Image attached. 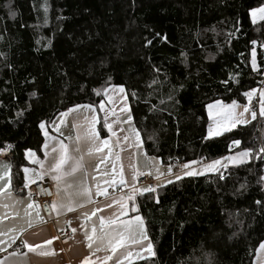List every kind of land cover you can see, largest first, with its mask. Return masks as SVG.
<instances>
[{"label":"trees","instance_id":"1","mask_svg":"<svg viewBox=\"0 0 264 264\" xmlns=\"http://www.w3.org/2000/svg\"><path fill=\"white\" fill-rule=\"evenodd\" d=\"M262 6L0 0V151H7L13 191L23 188L25 151L41 156V124L73 106L97 105L108 86H120L148 157L171 165L206 163L236 149L251 155L245 164L182 176L138 196L155 255L130 264H253L264 241L256 153L264 148V116L209 138L206 108L245 104V93L264 78V20L251 19Z\"/></svg>","mask_w":264,"mask_h":264},{"label":"crops","instance_id":"2","mask_svg":"<svg viewBox=\"0 0 264 264\" xmlns=\"http://www.w3.org/2000/svg\"><path fill=\"white\" fill-rule=\"evenodd\" d=\"M252 12L253 10L251 15ZM258 21L261 20L257 18L255 22ZM121 88L120 86H108L103 91L102 100L97 105H76L77 107L73 106V109L58 114L48 127L44 126L41 129L43 136L41 156H38L33 150L25 151L24 157L27 165L22 172L23 188L21 192H14L10 183L9 187L0 194V249H3L0 250V262H3V264H84L87 258L90 264H102L103 257L111 254L112 259L107 264H117L120 260H123V264H130L152 256L144 251L148 243H150L148 239L143 240L140 244H133L129 241L125 247L118 248L114 254L107 251H96L97 248L106 249V243L96 240L90 249L86 240V235L91 234L93 227L99 229L100 217L109 216L118 217L117 224L106 229L112 232L114 237L118 238V232L123 230L119 223L121 221H132V232L138 237L140 230L134 221L136 216H140L137 198L146 193L141 190L147 187L137 188L133 175L136 174L137 177L140 174H147L155 181L156 187L159 188L168 184L175 174H178L177 172L181 170H179V164H163L159 159L148 157L145 154L140 134L139 142H137L136 135L132 132L134 128L139 133L133 120L131 119V122H128V117L131 114L125 90L121 92L119 90ZM232 104L226 105L221 102H214L209 104L214 106L211 109H209V105L207 106L206 112L209 121L207 135L209 138L226 132L224 127L230 130L237 125L247 124L253 119L250 112H244L245 107L243 105L236 104L237 107L231 108ZM85 105L91 107V110L88 111V109L83 107ZM101 105H103V108H101ZM92 106L99 112V119ZM210 111L212 113L211 118L209 115ZM229 111L232 112L234 117L245 120L246 123H236L235 126H231L225 122V117ZM85 112H88L87 116H83ZM241 113H243V116H241ZM93 115L96 117L95 129L99 133L101 140H108L109 147L112 148V155L103 163H101V159L108 155L107 148L100 153L85 155L83 166L87 176H85L84 171H78L73 176L66 178L65 183L73 185L72 188L68 189V193L71 194L70 198L73 205L76 206L74 211L68 212L65 208L59 207V205L67 204L69 196L64 191H61L59 196L56 195V182L52 179V173L48 171L57 156V153L53 152L52 149L58 147L61 142L69 145L70 149H74L76 143L69 140L68 137L75 136L77 132L82 134ZM217 121L222 123L218 124ZM105 122L111 125V130L104 126ZM99 123L104 134L99 132ZM74 125L77 127H74ZM217 132L219 134H216ZM125 137H128V139L125 140ZM46 145L47 147H45ZM86 148V143L81 141V153L85 152ZM28 152L34 153L35 156L29 157L27 155ZM79 154L72 152V155ZM116 154H119L120 157L118 161L116 160ZM97 164H99L98 170H96ZM114 165L117 170L115 174L117 183L114 185L106 184L105 181L113 179L112 169ZM121 166L125 181L123 185L118 182ZM204 166L206 165L197 163L193 165L192 163L187 169L181 171L186 172ZM169 167L172 169L171 174L168 172ZM25 168L29 169L27 174L29 177L35 178L37 173H42V178L35 179L34 183L26 182ZM4 173H8V175H5L4 179L0 180V188L8 183L10 176V165L6 160V155H1L0 174ZM158 176L159 178H157ZM37 182H45L50 185L53 193L52 201H56L57 209H52L51 201L48 209L45 210L39 205L33 195H29V188ZM26 183L27 187H25ZM97 184L104 191V194H96ZM84 185H87L91 190L92 203H88V197L78 194ZM133 187L139 191L134 192ZM9 192H11V195H9ZM129 194L132 195V199H125L124 214L121 215V208L117 202L120 201L121 197L126 198ZM29 204H33V207L28 208ZM80 204H83V207H78ZM108 205L111 206L108 207ZM37 206H39V216H37ZM133 208L136 210L133 211ZM66 231L70 234L64 238L63 235ZM144 231L147 236L145 225ZM23 241H27L33 250L30 251L29 248L24 247ZM48 241H51V243H48ZM129 251L132 252V256L125 259ZM13 252H16L17 255H11ZM137 252L140 253L139 256L136 255Z\"/></svg>","mask_w":264,"mask_h":264},{"label":"snow or ice","instance_id":"3","mask_svg":"<svg viewBox=\"0 0 264 264\" xmlns=\"http://www.w3.org/2000/svg\"><path fill=\"white\" fill-rule=\"evenodd\" d=\"M252 17H253V21L255 22V20L258 18L260 20H264V7H261L259 9H255L252 12ZM147 43H151V41H147ZM121 92L124 91L123 88L119 89ZM246 96H248L251 99V93H245ZM85 108H89V106L85 105L83 106ZM209 109H211L212 107H214L213 105H209L208 106ZM237 107L235 101H233V104L231 105V108H235ZM101 108H103V105H101ZM89 110H91L89 108ZM244 112H249V109L247 107L244 108ZM66 115V114H65ZM210 118L212 116V113L210 111L209 113ZM260 115L264 116V92L261 93V111H260ZM241 116H243V113H241ZM252 117L253 119H255L256 117V113L253 111L252 112ZM131 116L129 115L128 117V122H131ZM87 120V118H86ZM225 122L229 123L231 126H235L236 123H246L245 120L236 118L233 116L232 112L229 111L228 115L225 117ZM218 124H221V121H217ZM95 124H96V117L93 115L91 120L88 121L87 124V128L85 129V131L81 134L79 132L76 133L75 136H69L68 139L72 140L76 143V147L74 149H70L69 145L64 144L63 142H61L59 144L58 147H54L52 149L53 152L57 153V156L54 160V163L50 166V168L48 169V171L50 173H52V179L56 182V195L59 196L61 191H64L66 195L69 196V201L67 204H61L59 205V207L65 208L66 211L68 212H72L75 210V207L73 205V202L70 198L71 194L68 193V189L72 188L73 185L70 183H65L66 178L73 176L75 173H77L78 171H84L85 176H87V172L84 170V166H83V160H84V156L85 155H93L95 153H100L102 152L105 148L108 149V155L104 156L101 159V163H103L104 161L108 160L111 155H112V148L109 147V142L108 140L104 139L101 140L99 133L96 131L95 129ZM105 127L109 128V130H111V125H109L107 122H105ZM41 128H44V125L41 124L40 125ZM74 127H77L76 125H74ZM224 130L227 131L228 128L224 127ZM210 135L211 133V127H210ZM132 132L135 133L136 138H137V142H139V133L136 132V130L133 128ZM216 134H219V132H217ZM128 137H125V140H127ZM84 141L87 145L86 151L81 153V149H80V142ZM235 143H239V141H236ZM47 147V145L45 146ZM261 151H264V148L261 149ZM72 152H76V153H80L79 155H72ZM27 155L29 157H34L35 154L32 152H28ZM240 156L243 157H247L249 155V152L245 151L239 154ZM120 159L119 154H116V160L118 161ZM34 162H38V161H34ZM192 163H197V161H192ZM219 161H215L214 164H219ZM181 169H187L189 167L188 164H183L180 166ZM214 167V165H209V168ZM99 169V164L96 165V170ZM25 172V181L26 182H35V179H40L42 178V173H37L35 178H31L29 177L27 174L29 173V169L25 168L24 169ZM112 172L114 174L113 179L105 181L106 184H111L114 185L115 183H117V180L115 179V174L117 172L116 170V166H113ZM169 174H171L172 169L171 167H169L168 169ZM197 173H194L192 171H186L183 172V175L185 176H192L195 175ZM5 175H8V173H4V174H0V180H3ZM159 178V176L157 177ZM182 176L181 175H177L176 179L179 180L181 179ZM93 179H95V177H93ZM136 179V174L133 175V180ZM119 184L123 185L125 183L124 179H123V175H122V166H121V173L119 175ZM172 181H169V183H171ZM11 183L10 180V176L8 179V183L4 185V187L0 188V194H2L5 189H7L9 187ZM25 187H27V183L25 184ZM97 187V195H102L104 194V191H102L99 187V184L96 185ZM106 191V190H105ZM133 191H139L137 189H135V187H133ZM143 192H151V191H155L154 188H145L142 190ZM80 195H84L86 197H88V203H92V199H91V190L89 189V187L87 185H84L79 193ZM9 195H11V192H9ZM31 196V194H29ZM125 199L131 200L132 199V195H128L126 198L125 197H121L120 201H118L117 203L119 204L120 208H121V215L124 214V209H125ZM257 203H259V201H257ZM111 205H108V207H110ZM33 204H29L28 208H32ZM51 207L53 210L57 209V203L55 200L52 201ZM78 207H83V204L78 205ZM136 209L133 208V211H135ZM95 214V213H93ZM37 216H39V206H37ZM88 219H90V217H88ZM134 221L136 223V225L139 227V236L137 237L133 232H132V228H133V222L132 221H128V222H119L120 223V227L123 229L122 231L118 232V238L114 237L112 232L107 231L106 229L111 228L113 225L117 224L118 222V217L117 216H109V217H100V226L99 229L93 227L91 230V234L90 235H86V240L88 242V247L91 249L93 243L96 240H99L103 243H106L107 248H97L96 251H107L109 253L114 254L118 248L121 247H125L126 244L131 241V243L133 244H140L143 240H147L148 237L145 235V231H144V222L142 220V218L140 216H136L134 218ZM31 226V224H30ZM73 231H75V229H73ZM24 247L29 248L30 251L33 250L32 246L29 245L27 243V241H23L22 242ZM48 243H51V241H48ZM39 247V246H37ZM3 250V249H0ZM261 250H264V244L261 245ZM144 251H146L147 253H149L150 255H155V253L153 252V246L151 243H148L147 247L144 249ZM11 255L15 256L17 255L16 252H13ZM137 256L140 255L139 252L136 253ZM132 256V252L129 251L127 257H125V259H128ZM112 259V255H105L103 257V261L102 264H107V262L109 260ZM0 264H3V262H0ZM84 264H90V262L88 261V259L86 258ZM117 264H123V260H120L117 262Z\"/></svg>","mask_w":264,"mask_h":264},{"label":"rangeland","instance_id":"4","mask_svg":"<svg viewBox=\"0 0 264 264\" xmlns=\"http://www.w3.org/2000/svg\"><path fill=\"white\" fill-rule=\"evenodd\" d=\"M251 19L253 21L252 15H251ZM262 92H264V90ZM262 92H260V94L258 95L257 94L258 93V89H252V90L248 91L247 93H251L252 94L251 95V99L248 96L245 95V104H243V106L244 107H247L249 109L250 102L252 100L256 99L257 97H259V100H260L259 101V104H260V106H259L258 109H259V115H260V111H261V93ZM73 108L74 107L70 108L69 110H71ZM89 108L91 109V107H89ZM89 108H86V109H88V111H89ZM92 109H93V111H95L97 113V118L99 119L100 118L99 112L96 110V108L94 106H92ZM249 112L252 115V112L253 111L249 109ZM87 113L88 112H85L83 114V116H87ZM259 115L256 113V116H259ZM258 125H259V130H258L257 134L259 135V137L260 136L263 137L262 129H261V126H260L259 122H258ZM260 141H261V138H260ZM259 148L260 147H258V149ZM245 151L249 152V155L247 157H243V156H240L239 155L240 153L245 152ZM258 152L259 151H256L257 154H258ZM250 158H251V155H250V151L248 149H236V150H234L232 152H229L228 154H226V155H224V156H222L220 158L214 159V160L209 161V162H206V163H201L199 165L205 164L206 166L200 167L198 169H193V170H190V171H192L194 173H197L195 175L208 174L209 172L210 173H217L221 169H226L227 167H232V166H238V165L245 164V163L249 162ZM215 161H219L220 163L219 164H214ZM183 164H188L190 166V165H192V162L191 163H183ZM183 164H179V165L181 166ZM193 165H194V163H193ZM209 165H214V167L209 168ZM180 169H181V167L179 168V170ZM181 170L178 171L177 172L178 174H175V176L170 181L175 180L177 175L183 176V172ZM195 175H192V176H195ZM262 244H264V241L259 245V248L257 249V252H256V255H255V259H254L253 264H264V250H261V245Z\"/></svg>","mask_w":264,"mask_h":264},{"label":"built area","instance_id":"5","mask_svg":"<svg viewBox=\"0 0 264 264\" xmlns=\"http://www.w3.org/2000/svg\"><path fill=\"white\" fill-rule=\"evenodd\" d=\"M258 95L260 94V92H262L264 90V78L259 82L258 84ZM259 97H257L256 99L252 100L250 102V105H249V109L252 110V111H255L257 114L259 112ZM256 130L258 131L259 130V125L257 124L256 126ZM260 148L258 149V153L261 155L262 157V161H263V172H264V151H261L262 147L261 145L259 146ZM7 153L6 150H1L0 151V156L3 155L5 156ZM135 186L137 188H140V187H151V188H154L155 191H151L153 194L156 193V190H157V187H156V184H155V181L147 174H140V175H137L136 179H135ZM29 193L31 195H33V197L38 201L39 205L41 207H47L51 201H52V198H53V193H52V190H51V187L49 184L45 183V182H37L35 183L34 185H32L30 188H29ZM69 232H65L63 237L66 238L69 236Z\"/></svg>","mask_w":264,"mask_h":264},{"label":"water","instance_id":"6","mask_svg":"<svg viewBox=\"0 0 264 264\" xmlns=\"http://www.w3.org/2000/svg\"><path fill=\"white\" fill-rule=\"evenodd\" d=\"M44 209L47 210L48 209V206L47 207H44Z\"/></svg>","mask_w":264,"mask_h":264}]
</instances>
